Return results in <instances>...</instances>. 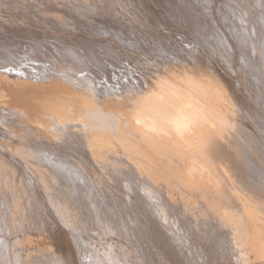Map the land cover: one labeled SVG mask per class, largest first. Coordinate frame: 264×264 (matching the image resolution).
<instances>
[{"label": "bare ground", "instance_id": "bare-ground-1", "mask_svg": "<svg viewBox=\"0 0 264 264\" xmlns=\"http://www.w3.org/2000/svg\"><path fill=\"white\" fill-rule=\"evenodd\" d=\"M0 264H264V0H0Z\"/></svg>", "mask_w": 264, "mask_h": 264}, {"label": "rangeland", "instance_id": "rangeland-1", "mask_svg": "<svg viewBox=\"0 0 264 264\" xmlns=\"http://www.w3.org/2000/svg\"><path fill=\"white\" fill-rule=\"evenodd\" d=\"M86 16H88V18L89 19H96V20H111V21H121V19H119V17L118 16H114V15H112V14H110L109 13V10H108V8H105L103 11H96V12H89V13H87L86 14ZM87 18V17H86ZM136 18V17H135ZM122 22V21H121ZM157 23V22H156ZM153 24V26L154 27H156V28H160V24L158 23V24ZM159 26V27H158ZM35 231H33L32 232V235L34 236V237H36L37 236V232H35ZM62 237H64L65 239H64V242H65V240H66V238H68L67 236H64L63 234L61 235ZM72 245L71 244H69V247H70V249H71V251H72V253L74 254V256H76L77 254H76V251L78 250L79 251V248H76V247H71ZM84 252V251H83Z\"/></svg>", "mask_w": 264, "mask_h": 264}]
</instances>
